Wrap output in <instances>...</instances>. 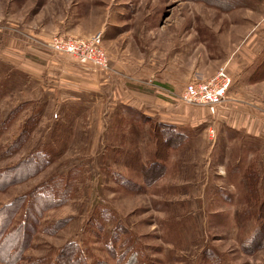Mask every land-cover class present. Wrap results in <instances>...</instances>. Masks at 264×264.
<instances>
[{
	"label": "rangeland",
	"instance_id": "1",
	"mask_svg": "<svg viewBox=\"0 0 264 264\" xmlns=\"http://www.w3.org/2000/svg\"><path fill=\"white\" fill-rule=\"evenodd\" d=\"M99 32L106 71L47 45ZM222 67L217 112L185 104ZM7 174L20 264H264V0H0Z\"/></svg>",
	"mask_w": 264,
	"mask_h": 264
},
{
	"label": "built area",
	"instance_id": "2",
	"mask_svg": "<svg viewBox=\"0 0 264 264\" xmlns=\"http://www.w3.org/2000/svg\"><path fill=\"white\" fill-rule=\"evenodd\" d=\"M103 40L102 32L89 38L54 36L48 40L47 45L54 52L72 55L85 67L106 71L110 69L111 64L102 46ZM231 84V75L226 67H222L207 81L189 83L181 98L185 104L203 105L212 113H216Z\"/></svg>",
	"mask_w": 264,
	"mask_h": 264
},
{
	"label": "trees",
	"instance_id": "3",
	"mask_svg": "<svg viewBox=\"0 0 264 264\" xmlns=\"http://www.w3.org/2000/svg\"><path fill=\"white\" fill-rule=\"evenodd\" d=\"M7 176L9 175L7 174L6 177L0 175V179L5 180L6 178H10V180H14L15 178L16 180L17 177V175ZM45 199L51 201L52 196L50 195ZM21 201H23V199ZM39 201L40 198L32 196L29 202L30 205L27 211H25V215L29 213V209L33 207V203H36V206H38L40 204ZM19 206L21 205L14 203L0 211L1 214H5L2 220H0V262L4 264H20L19 260L22 258L23 253L31 247L30 243L34 238L31 235L33 231L31 222H26L25 224L19 222L14 223L13 218L11 219L12 214L13 217L17 214ZM8 209H11L9 213L7 212ZM35 213L36 210L32 212L33 215ZM82 257L83 254L78 244L70 243L58 254L57 264H86V262L82 260Z\"/></svg>",
	"mask_w": 264,
	"mask_h": 264
},
{
	"label": "crops",
	"instance_id": "4",
	"mask_svg": "<svg viewBox=\"0 0 264 264\" xmlns=\"http://www.w3.org/2000/svg\"><path fill=\"white\" fill-rule=\"evenodd\" d=\"M86 74H87V73H86ZM86 74H85V75H86Z\"/></svg>",
	"mask_w": 264,
	"mask_h": 264
}]
</instances>
